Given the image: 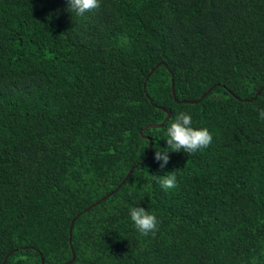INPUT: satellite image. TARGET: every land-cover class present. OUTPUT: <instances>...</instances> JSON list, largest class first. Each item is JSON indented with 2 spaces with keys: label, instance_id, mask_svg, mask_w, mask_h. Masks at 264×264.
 Listing matches in <instances>:
<instances>
[{
  "label": "trees",
  "instance_id": "obj_1",
  "mask_svg": "<svg viewBox=\"0 0 264 264\" xmlns=\"http://www.w3.org/2000/svg\"><path fill=\"white\" fill-rule=\"evenodd\" d=\"M99 3L0 0V264H264V0ZM181 111L212 143L161 168Z\"/></svg>",
  "mask_w": 264,
  "mask_h": 264
},
{
  "label": "clouds",
  "instance_id": "obj_2",
  "mask_svg": "<svg viewBox=\"0 0 264 264\" xmlns=\"http://www.w3.org/2000/svg\"><path fill=\"white\" fill-rule=\"evenodd\" d=\"M68 11L77 17L84 16L87 12L99 8V0H67ZM259 118L264 120V107L257 108ZM166 149L155 150V161H162L160 167L164 168L170 160L169 152L194 154L207 148L212 143V134L206 128H195L192 124V115L187 111L179 112L166 129ZM170 149V151H169ZM87 175L84 179H87ZM157 182L165 191L176 187L175 172L167 173L156 178ZM129 216L136 230L143 236L155 235L158 231V219L143 207L133 206L129 209Z\"/></svg>",
  "mask_w": 264,
  "mask_h": 264
},
{
  "label": "water",
  "instance_id": "obj_3",
  "mask_svg": "<svg viewBox=\"0 0 264 264\" xmlns=\"http://www.w3.org/2000/svg\"><path fill=\"white\" fill-rule=\"evenodd\" d=\"M161 66H165L166 68H168V66H167L165 63H160V64H158L153 70H151V72L149 73L148 77L146 78V82L144 83V88H145V90H146L147 82L149 81V78H150V77L153 75V73H154L159 67H161ZM212 89H213V88H212ZM212 89H210V90H209L205 95H203L202 98H200L199 100H197V101H186V102H184V103H187V104H198V103L201 102V101H202L207 95H209V94L211 93ZM263 89H264V87H263L262 89H260V91H258L257 95H259L260 92H261ZM172 92H173L174 98H175V100H176V91H175V84H174V82H172ZM147 97H148V95H147ZM163 110L165 111L164 108H163ZM171 117H172V113H171L170 111H167V117H166V119L164 120V122H163L162 124H160V125H151V126H148L147 128H145V130H146V129H149V128H161L165 123H167V122L171 119ZM143 131H144V130H141V131H140L141 136H142L143 138L148 139V140H149V143H150V145H149V157L144 161V163H146V162L150 161V160L152 159V157H153V145H154V143H153V141H152L151 138L144 136ZM134 169H135V167H133V168L129 171V173L127 174V176L125 177V179L121 182V184H120V185H119L114 191H112V192L109 193L107 196H105L104 198H102V200H100V201L94 203L93 205H91L90 207H88L84 212H82V213H80V214L77 215V217H76V218L72 221V223H71V226H70V236H72V229H73V226H74V224H75V221H76L79 217H81V216L83 215V213H86V212H88V211H90V210L96 208L98 205L101 204V202H104V201H106L107 199H109L110 197H112V196H113V195H114V194H115V193H116V192H117V191H118V190H119V189H120V188H121V187L127 182V180L132 176ZM70 246H71V249H72V251H73L74 249H73L72 238H70ZM10 256H11V253L5 258L3 264L6 263V261L8 260V258H9ZM74 260H75V256L73 255V259H72L69 263H67V264H73Z\"/></svg>",
  "mask_w": 264,
  "mask_h": 264
}]
</instances>
